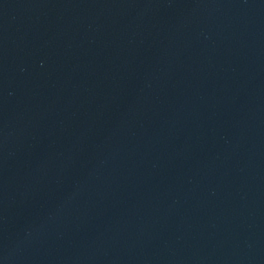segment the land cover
<instances>
[{
    "label": "water",
    "instance_id": "water-1",
    "mask_svg": "<svg viewBox=\"0 0 264 264\" xmlns=\"http://www.w3.org/2000/svg\"><path fill=\"white\" fill-rule=\"evenodd\" d=\"M0 264H264V0H0Z\"/></svg>",
    "mask_w": 264,
    "mask_h": 264
}]
</instances>
